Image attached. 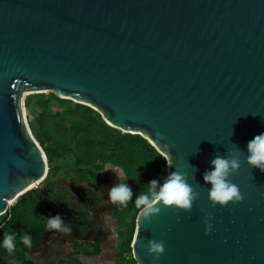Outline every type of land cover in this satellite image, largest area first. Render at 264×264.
<instances>
[{"label": "water", "instance_id": "1", "mask_svg": "<svg viewBox=\"0 0 264 264\" xmlns=\"http://www.w3.org/2000/svg\"><path fill=\"white\" fill-rule=\"evenodd\" d=\"M35 92L143 135L199 193L191 211L161 207L150 222L140 212L137 264H264V172L246 162L264 133V0H0V216L49 173L24 108ZM236 148L243 199L213 207L203 174ZM148 239L164 241L159 259ZM58 262L82 264L67 251L40 264Z\"/></svg>", "mask_w": 264, "mask_h": 264}, {"label": "trees", "instance_id": "2", "mask_svg": "<svg viewBox=\"0 0 264 264\" xmlns=\"http://www.w3.org/2000/svg\"><path fill=\"white\" fill-rule=\"evenodd\" d=\"M48 93H30L24 100L27 120L49 160V173L41 186L58 192L59 182L52 180V176L61 169L63 162L70 164L73 173L98 184L107 165L121 169L122 182L126 181L134 193L127 207H117L113 211L120 256L123 257L125 252H132L138 230L140 209L135 205L136 196L148 190L149 181L159 179L163 182L168 175V160L143 135L109 125L100 112L88 105L62 98L54 92L48 96ZM53 102L58 106L56 109H51ZM41 189L28 191L0 216V241L7 231L20 235L28 232L33 237L31 249L20 243L19 237L17 239L16 251L12 255L21 264L30 253L40 248L48 232L47 215L40 203ZM83 250L87 256L96 254L86 248ZM9 256L7 250L0 247V259ZM133 264H137L135 259Z\"/></svg>", "mask_w": 264, "mask_h": 264}, {"label": "clouds", "instance_id": "3", "mask_svg": "<svg viewBox=\"0 0 264 264\" xmlns=\"http://www.w3.org/2000/svg\"><path fill=\"white\" fill-rule=\"evenodd\" d=\"M236 149L226 156L217 155L213 158L210 162L212 167L203 174L205 183L211 185L208 188V197L213 207L216 205L226 207L230 203L235 205L243 199L240 188L231 179L238 172L241 164L239 159L241 150ZM246 162L250 167L258 168L264 172V133L256 135L248 142ZM107 170L115 172L111 167L105 171ZM147 185L149 186L148 190L137 195L135 199V205L141 212L140 219H143L144 222H150L153 216L160 213L161 207L165 206H172L177 211H191L194 201L199 198V193L188 183L185 171H173L165 177L163 182L153 179ZM133 195V190L126 181L118 182L108 190V201L127 207ZM88 216H92L91 210H89ZM211 220V214L206 213L204 220L206 235L213 229ZM46 228L49 232L56 231L64 234H70L72 231L70 222H66L59 214L46 217ZM18 237L19 242L25 247L28 249L33 247L32 235L28 232L20 235L13 231L4 233L0 247L6 249L9 255L14 254ZM147 252L155 259H159L165 252L164 241L148 239Z\"/></svg>", "mask_w": 264, "mask_h": 264}, {"label": "flooded vegetation", "instance_id": "4", "mask_svg": "<svg viewBox=\"0 0 264 264\" xmlns=\"http://www.w3.org/2000/svg\"><path fill=\"white\" fill-rule=\"evenodd\" d=\"M83 178L87 184L84 189V201L81 205L71 202L70 199L65 197L67 196L66 193L60 195L59 192L55 193L47 188H42L40 190V202L45 203L54 200L58 203H66L70 207L71 214L67 217V215L60 212V209L55 210V213H51L45 205L41 204L47 217L59 214L66 222H70L72 231L70 234L48 231L42 245L36 250H39L41 253L47 254L50 257L55 254L58 255L64 251L58 247L69 245L73 251H76L80 247L79 241H88L90 238L101 233L102 222L97 219V210L101 208V199L97 195L98 188L93 187L90 183L91 180L87 179V177L84 176ZM89 210L92 212L91 217L88 216ZM66 238H69V240H66Z\"/></svg>", "mask_w": 264, "mask_h": 264}, {"label": "rangeland", "instance_id": "5", "mask_svg": "<svg viewBox=\"0 0 264 264\" xmlns=\"http://www.w3.org/2000/svg\"><path fill=\"white\" fill-rule=\"evenodd\" d=\"M49 93H48V96L50 95ZM28 94H30V93H28ZM28 94H26V96ZM57 107L58 106H57L56 102H53L51 109H56ZM29 125H30V123H29ZM61 166H62L61 169L58 170V172H56V174H54L52 176V180L59 182V185H57L59 194L64 195V193H66L67 194V196H65L66 198L70 199V201L75 203V204L81 205L84 201V189H85V186L87 184L83 178L84 176H82L78 173H73L72 170L69 168L70 167L69 163L63 162L61 164ZM110 167L113 168V170L117 173V175L112 170L105 171L107 168H110ZM120 173H122V175H120ZM122 179H123V171L121 169L114 167L112 165H107L105 167V169L101 172V175H100V181L101 182L99 183V185L96 182L94 183V181H90V183L92 184L93 187L98 188L97 195L101 199V208H99V210H97V214H98L97 219H98V221L100 220L102 222L106 221L105 225H108L109 228H111V225L109 224L111 218H112V220H114V222H113L114 224L116 222V220L114 219V217L112 215L113 210L116 209L117 207L119 208L121 206L117 205V204H112L110 201H108V199H109L108 190L112 186H114L116 183L122 182ZM41 188H42V186L40 184L39 189H41ZM0 220H1V217H0ZM113 230H114V233L115 232H116V234L118 233L116 225H114ZM66 240H69V238H66ZM34 252L40 253L41 251L35 250ZM34 252H32V254H31V255H33L32 257H39ZM123 262H124V260H123ZM14 264H20V262L15 260Z\"/></svg>", "mask_w": 264, "mask_h": 264}, {"label": "crops", "instance_id": "6", "mask_svg": "<svg viewBox=\"0 0 264 264\" xmlns=\"http://www.w3.org/2000/svg\"><path fill=\"white\" fill-rule=\"evenodd\" d=\"M115 210V209H114ZM113 210V211H114ZM113 215V214H112ZM102 222V221H101ZM105 222H102V231L101 233L97 234L95 237L90 238L88 241H79V248L76 251H73L69 245L64 247H58L63 249L64 251L69 252L70 254L78 257L82 264H126L123 262L122 257L120 256V241H119V233H114V225H116L117 228V222L115 224L113 223L114 220H110L109 224L111 225V228H109L108 225H105ZM118 232V228H117ZM83 248H86L88 251L96 253L92 256H87L83 250ZM96 249H99L97 251ZM74 252V253H73ZM39 257H32V253L29 254L28 257H32L35 261H37L39 264L44 263L49 259V255L34 252ZM57 256L56 254L52 257ZM9 262H8V261ZM17 260L15 255H11L8 258H2L0 259V264H14V261ZM6 262V263H5ZM21 264V263H20ZM58 264H64L62 262H59ZM127 264H133V263H127Z\"/></svg>", "mask_w": 264, "mask_h": 264}, {"label": "built area", "instance_id": "7", "mask_svg": "<svg viewBox=\"0 0 264 264\" xmlns=\"http://www.w3.org/2000/svg\"><path fill=\"white\" fill-rule=\"evenodd\" d=\"M122 259L124 260V263H133L134 260V256H133V252H125L123 254Z\"/></svg>", "mask_w": 264, "mask_h": 264}]
</instances>
